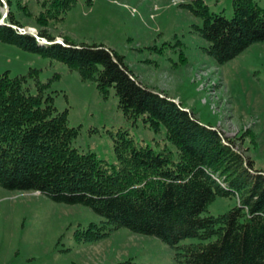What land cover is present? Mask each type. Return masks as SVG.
Returning <instances> with one entry per match:
<instances>
[{"label": "trees", "instance_id": "1", "mask_svg": "<svg viewBox=\"0 0 264 264\" xmlns=\"http://www.w3.org/2000/svg\"><path fill=\"white\" fill-rule=\"evenodd\" d=\"M25 8L19 0H5ZM75 0H40L31 14L44 25L61 19ZM200 23L193 30L207 41L204 47L216 62L233 57L249 43L264 38V0H231V16L209 10L203 0L183 3ZM9 9L0 22V41L64 62L81 78H92L102 92L112 86L117 105L128 118L141 116L150 127H164L176 159L167 151L135 142L126 129L113 139L115 162L106 165L92 150L71 145L77 132L66 110L56 111L52 96H43L44 83L35 68L9 76L0 72V186L34 189L51 199L82 203L101 215L110 227L152 234L174 248L176 264H264V170L234 147L218 129L197 121L166 95L139 82L122 54L102 43H64L40 29L50 42L40 43L20 32ZM26 75L34 77L35 93L24 90ZM238 194L239 203L217 214H201L215 194ZM89 222L83 233L94 240L106 233ZM197 241L178 244L179 239ZM211 236H214L211 238ZM105 264V263H101ZM106 264H144L130 257Z\"/></svg>", "mask_w": 264, "mask_h": 264}, {"label": "rangeland", "instance_id": "2", "mask_svg": "<svg viewBox=\"0 0 264 264\" xmlns=\"http://www.w3.org/2000/svg\"><path fill=\"white\" fill-rule=\"evenodd\" d=\"M187 1L75 0L61 19L40 25L31 16L41 8L40 0H19L25 8L15 2L8 7L4 0L20 28L37 35L45 29L63 43V39L102 43L122 54L139 82L231 138L234 147L263 171L264 38L218 63L206 53L207 41L193 30L192 23L200 20L183 5ZM204 1L209 10L231 16V0ZM257 3L263 5V0ZM3 5L0 1V13ZM30 67L44 83L41 94H50L55 110L65 109L67 123L76 126L71 145L78 150H92L106 165L114 163L112 137L118 129H126L135 142L167 151L176 159L163 125L155 130L141 116L126 117L112 86L104 93L94 79L81 78L62 61L0 41V72L7 70L13 76ZM22 86L36 92L32 75H26ZM238 203V194H215L200 213L217 214ZM102 220L82 203L56 201L34 189L0 186V264H106L126 257L144 264H176L174 248L159 237L124 226L112 228ZM89 222L106 233L84 239ZM194 241L196 237L187 236L178 244Z\"/></svg>", "mask_w": 264, "mask_h": 264}, {"label": "water", "instance_id": "3", "mask_svg": "<svg viewBox=\"0 0 264 264\" xmlns=\"http://www.w3.org/2000/svg\"><path fill=\"white\" fill-rule=\"evenodd\" d=\"M2 2H3V11H2V14H1V17H0V22H2V18H3V16L6 14V12H7V8H6V6H5V3H4V1L3 0H1ZM9 25H11L12 27H15V25H13V24H11V23H8ZM17 29H19L18 27H17ZM20 30V32H23V31H27V32H29L28 30H23V29H19ZM32 35H34L35 36V38L40 42V43H48V42H50L49 40H46L44 37H42V36H39V35H37V34H32ZM52 41H54V42H60V43H63V42H61L60 40H58V39H55V40H52Z\"/></svg>", "mask_w": 264, "mask_h": 264}, {"label": "crops", "instance_id": "4", "mask_svg": "<svg viewBox=\"0 0 264 264\" xmlns=\"http://www.w3.org/2000/svg\"><path fill=\"white\" fill-rule=\"evenodd\" d=\"M217 2V1H216Z\"/></svg>", "mask_w": 264, "mask_h": 264}]
</instances>
